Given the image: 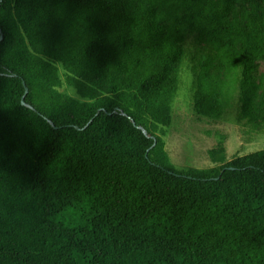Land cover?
Returning <instances> with one entry per match:
<instances>
[{
  "label": "trees",
  "instance_id": "16d2710c",
  "mask_svg": "<svg viewBox=\"0 0 264 264\" xmlns=\"http://www.w3.org/2000/svg\"><path fill=\"white\" fill-rule=\"evenodd\" d=\"M1 34L0 264H264V149L178 170L163 139L189 38L224 76L192 58L195 114L258 118L264 0H0Z\"/></svg>",
  "mask_w": 264,
  "mask_h": 264
},
{
  "label": "rangeland",
  "instance_id": "374dc122",
  "mask_svg": "<svg viewBox=\"0 0 264 264\" xmlns=\"http://www.w3.org/2000/svg\"><path fill=\"white\" fill-rule=\"evenodd\" d=\"M192 58L202 60L207 65V73L215 78H223L217 60H207L201 47L189 38L184 52L172 66L171 83L176 86L177 94L172 105L171 121L164 126L166 135L165 151L170 162L178 170L219 169L233 157L264 149V59L256 60L253 76L258 84L255 104L259 108L258 118L253 123L239 118L237 98L227 104L223 94L211 96L212 118L198 116L193 108V77L190 70ZM58 72L63 79L59 91L80 99L74 89L64 81V71L60 65Z\"/></svg>",
  "mask_w": 264,
  "mask_h": 264
},
{
  "label": "water",
  "instance_id": "95a60500",
  "mask_svg": "<svg viewBox=\"0 0 264 264\" xmlns=\"http://www.w3.org/2000/svg\"><path fill=\"white\" fill-rule=\"evenodd\" d=\"M0 39H2V34L0 35ZM23 84H24V95L21 98V104L24 105V106H26V107H28V108H30V109H33L34 110V107L32 105H30V104H28V103L25 102V94L28 92V88L25 86V82L24 81H23ZM48 122L53 125V123L50 120H48ZM139 128L144 133H146V130L143 127L139 126Z\"/></svg>",
  "mask_w": 264,
  "mask_h": 264
}]
</instances>
